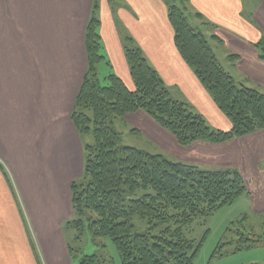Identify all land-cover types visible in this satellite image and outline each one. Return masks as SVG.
<instances>
[{"label": "crops", "instance_id": "1", "mask_svg": "<svg viewBox=\"0 0 264 264\" xmlns=\"http://www.w3.org/2000/svg\"><path fill=\"white\" fill-rule=\"evenodd\" d=\"M121 1L128 7L120 9L126 27L147 44L165 83L182 85L222 130H230L229 119L180 56L164 0ZM250 2L189 0L187 5L201 30L217 26L212 38L219 37L225 49L240 56L230 61L251 87L264 93V60L253 45L264 36V0H255L245 16ZM93 4L0 0V264H73L64 226L74 217L71 184L83 177L89 142L76 129L72 113L88 69L85 37ZM111 13L103 0L101 39L113 70L133 89L123 31ZM127 121L150 142L170 139V147L177 148V140L145 113L130 115ZM193 145L204 154L188 148L183 159L206 160L203 166L209 168L239 169L253 210L264 213V130L223 144Z\"/></svg>", "mask_w": 264, "mask_h": 264}, {"label": "trees", "instance_id": "2", "mask_svg": "<svg viewBox=\"0 0 264 264\" xmlns=\"http://www.w3.org/2000/svg\"><path fill=\"white\" fill-rule=\"evenodd\" d=\"M99 2L94 0L86 29L88 69L72 113L79 134L83 138L93 135L95 141L85 144L83 177L71 184L74 217L66 225L83 229L88 222L95 240L113 242L122 264H194L203 244L185 238L182 225L199 216H211L249 195L242 172L237 168L202 169L123 146L122 134L113 122L145 113L183 147L197 142L218 145L264 130V93L238 84L225 70L207 37L191 25L189 0H164L174 43L231 122V129L211 128L201 115L174 100L164 79L139 47L124 46L134 88L130 89L117 74H110L108 84L103 86L98 73V66L105 60L101 54ZM254 46L264 60V36ZM229 57L236 61L240 56ZM84 178L87 184L82 183ZM136 216L146 221L150 231L163 229L157 235L150 231L138 233ZM80 264L105 263L93 254L83 257Z\"/></svg>", "mask_w": 264, "mask_h": 264}, {"label": "rangeland", "instance_id": "3", "mask_svg": "<svg viewBox=\"0 0 264 264\" xmlns=\"http://www.w3.org/2000/svg\"><path fill=\"white\" fill-rule=\"evenodd\" d=\"M106 1L112 10L111 16L113 18V22H115L123 31L121 37L123 39L125 48L139 47L142 50L144 57L148 60L149 64L160 73L158 66L151 58L154 57L152 52L146 48L147 44L144 46L142 43H140L139 40L134 36L132 30L130 29V31L124 23L120 9H128L126 4H124L121 0ZM255 3V0H251L245 9V16H248V14L253 11ZM102 4L103 0H100V7L98 10L99 17H101ZM129 10L132 12V8H129ZM188 18L191 25L201 31L207 37L218 60L225 70L235 78L238 84L241 83L251 87L246 80L248 77L243 75L242 71L238 69L236 62L234 60L230 61L229 56L234 53H231L229 50L225 49L218 40L212 38L214 35H216L215 32L217 30V26H205L201 30L199 27V21L195 18L191 11L190 13L188 12ZM158 25L161 26V24ZM164 26L165 25H163V27ZM129 37H131L130 39L134 41L133 44H131ZM262 38L263 36L261 35L257 42L261 41ZM104 43L105 42L102 40L103 47L101 54L105 57V60H103V62L98 66V73L102 85L106 86L108 84L106 78L110 76V74H117V72L113 70L114 65ZM255 43L253 45H255ZM147 52L151 55V57ZM238 59H240V57L237 58L236 61ZM189 69L192 71L195 79L198 81L197 76L194 73V69ZM166 87L168 88L169 92L171 93V97L174 100L186 104L191 112L201 115L211 128L216 130L221 129L216 124L217 120L214 119L211 114L205 112L200 107V105L195 102L193 97L189 95L190 93L186 88L184 89L180 84H170L169 82L166 83ZM206 92L208 93V91ZM204 102L209 105V98L205 97ZM129 116L126 117V121H124V117L117 118L113 122L115 129L122 134L123 146L143 149L153 154H162L168 159L170 158L176 161H182L187 164L196 165L202 169H225L220 167H205L203 164L206 166L208 165L206 160L202 162V160L199 159V162H195L183 159L184 156H187L186 149L188 148L196 153L204 154L202 148L198 145H193L194 143L183 147L177 141V148L173 149L181 153L178 155L177 152L173 151V149L170 147V139L162 138L161 144L150 142L141 134V132H139L140 135H138L132 131V129H135V127L128 123L127 118ZM84 138V142L87 140L89 144H94L95 140L93 135L84 136ZM87 182L88 180L86 178H84L82 181L84 184H87ZM134 224L138 233L145 234L150 231L149 225L139 216L135 217ZM162 229L163 227H159L156 230H152L150 232L157 235ZM181 231L185 238L194 241L196 244H203L194 264H264V213H257L253 210L251 206V199L248 194L235 204L223 207L211 216H199L192 222H189V224H183ZM64 235L66 237L67 245L71 249L73 264H80L83 257L93 254H97L101 261L105 264H122L120 254L113 242L105 238H97L95 240L89 230L88 222H86L83 229H78L75 225H65ZM259 239H261L259 242H251L253 240L257 241ZM247 245H250L251 247L248 249L244 248Z\"/></svg>", "mask_w": 264, "mask_h": 264}]
</instances>
